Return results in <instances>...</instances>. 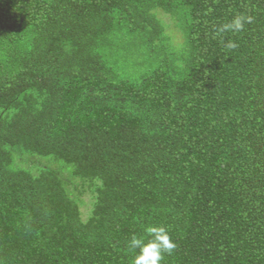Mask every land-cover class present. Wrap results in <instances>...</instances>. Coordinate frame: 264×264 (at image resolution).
I'll return each instance as SVG.
<instances>
[{"label": "trees", "instance_id": "1", "mask_svg": "<svg viewBox=\"0 0 264 264\" xmlns=\"http://www.w3.org/2000/svg\"><path fill=\"white\" fill-rule=\"evenodd\" d=\"M148 223L264 264V0H0V264H130Z\"/></svg>", "mask_w": 264, "mask_h": 264}, {"label": "clouds", "instance_id": "2", "mask_svg": "<svg viewBox=\"0 0 264 264\" xmlns=\"http://www.w3.org/2000/svg\"><path fill=\"white\" fill-rule=\"evenodd\" d=\"M253 20L251 15L235 14L227 22L215 27L213 35L225 49L235 50L239 44L232 39L225 42L224 34L241 33L245 25L251 24ZM176 247L169 229L163 224L148 223L143 226L142 233H132L126 242V248L131 254L130 264H163L165 255H172Z\"/></svg>", "mask_w": 264, "mask_h": 264}, {"label": "rangeland", "instance_id": "3", "mask_svg": "<svg viewBox=\"0 0 264 264\" xmlns=\"http://www.w3.org/2000/svg\"><path fill=\"white\" fill-rule=\"evenodd\" d=\"M167 32L169 34L173 35V37L176 41H179L180 35L172 23H170V26L167 28ZM18 161L21 162V164H25L26 166H30V165L45 166L47 164V162L45 160H42V159L37 160L34 158L30 159V158H25V157H18ZM54 167H56L58 170H60V167L58 165L54 164ZM62 174L65 178H69L71 180V177H70L71 175H70V172L68 170L62 172ZM79 197L81 199L80 210L82 212V217L85 218L88 215V213L92 207L91 204H92L93 198H92V195L90 194V192H88L86 190L83 191V193L80 194Z\"/></svg>", "mask_w": 264, "mask_h": 264}]
</instances>
